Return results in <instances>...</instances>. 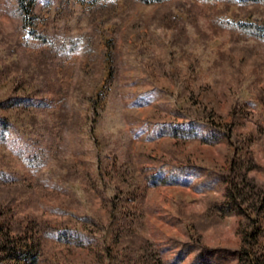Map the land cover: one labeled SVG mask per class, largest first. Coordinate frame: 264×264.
<instances>
[{"label":"rangeland","instance_id":"374dc122","mask_svg":"<svg viewBox=\"0 0 264 264\" xmlns=\"http://www.w3.org/2000/svg\"><path fill=\"white\" fill-rule=\"evenodd\" d=\"M155 1L35 0L52 54L0 0V224L48 233L30 264H120L138 236L158 264H238L264 230L262 198L226 211L242 174L264 194V2Z\"/></svg>","mask_w":264,"mask_h":264},{"label":"trees","instance_id":"16d2710c","mask_svg":"<svg viewBox=\"0 0 264 264\" xmlns=\"http://www.w3.org/2000/svg\"><path fill=\"white\" fill-rule=\"evenodd\" d=\"M66 2H74L76 4L88 1V0H64ZM97 2V6L94 8L95 10L92 11V14L94 15L97 12L105 11V10H116L117 5L112 2V0H106L105 2H108L107 5L99 4L101 3L100 0H95ZM168 0H156L157 3H163ZM224 1H230V0H224ZM234 2H244V3H250L253 1H256L258 3L264 2V0H233ZM35 0H17L16 3V14L21 18L23 22L28 21L29 24L23 25V29H25L28 25L30 27L31 31L27 32V28L25 29L26 34L28 37L26 38L27 43H33V41H39L44 40V44L48 45V51L50 53H55L58 51L56 47L53 44V40L58 39L57 37H49L45 30H40V25H42V20L40 16H36L35 18H28V15L26 13L28 12L29 6L34 7L35 6ZM99 4V5H98ZM98 7V8H97ZM26 11V12H25ZM33 19V20H32ZM241 31L244 33H249L252 35H258L261 36L262 34V28H259V26L255 24H241L240 27ZM23 31V30H22ZM24 32V31H23ZM86 42L84 44L85 47V54H87V59H91L90 62L95 61V57L92 53H94L92 50L89 49L87 41L92 42V38L90 35L85 36ZM84 42V41H83ZM66 47V46H64ZM94 63V62H93ZM20 69V68H19ZM12 69L9 66H6L2 71H0V83L5 80L6 77H8L9 74H11ZM234 83L238 84L242 80L239 77L237 80L233 79ZM20 84V83H19ZM18 89V87L16 86ZM15 88V90H17ZM64 99H58L55 101L51 106L56 107L60 104H63ZM264 103V102H263ZM45 153V152H44ZM164 168L171 169L172 171H176L179 169V166H175L172 164H167L164 166ZM238 185L240 192L236 194L237 192L234 190L230 192V198H234L235 200L228 204L229 207L226 208L227 213L232 211H236L241 216H246L247 214V204L248 201H250L248 198H244L242 196H245V194H253L254 199L252 201L255 203L256 206L259 202V198H262L261 200L264 201V194L262 195V192L260 194H255L256 192L253 190L254 185L250 184L246 173L242 174L240 178H238ZM236 184H234V188H236ZM238 189V187H237ZM259 193V192H257ZM239 195V196H238ZM247 197V196H246ZM251 199V198H250ZM13 202L11 201L9 204L1 206V211L4 210V214H9L12 211ZM262 206V205H261ZM261 206H259V209L257 210V214H261L262 211H260ZM130 218V217H129ZM251 219V217H249ZM251 223L252 220H249ZM260 221V220H259ZM255 221V227L252 232L248 233L246 232V237L244 238V244L241 249L235 252V257L238 264H264V251L261 247V242L264 241V230L262 229L261 222ZM32 222L27 218L20 217L16 221H10L6 226H1L0 224V264H30L33 263L38 258V253H40V242L43 239H46L48 237V233H41V236L38 238H34L30 234ZM133 228V222L131 220H127L123 223V226L120 228V231L123 232V234L128 233V237L136 236ZM49 231V230H47ZM47 233V234H46ZM50 233V232H49ZM137 240H139V247H137L136 251L127 253L120 264H158L156 262V254L151 250V247L149 245L148 240L145 237H137ZM136 245V243H134ZM136 248V247H135ZM188 249V248H186ZM191 251V250H190ZM137 253V255H136ZM185 253L184 250H182L181 255Z\"/></svg>","mask_w":264,"mask_h":264}]
</instances>
